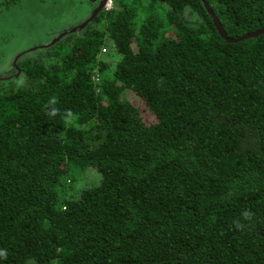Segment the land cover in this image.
I'll return each instance as SVG.
<instances>
[{
	"label": "trees",
	"instance_id": "1",
	"mask_svg": "<svg viewBox=\"0 0 264 264\" xmlns=\"http://www.w3.org/2000/svg\"><path fill=\"white\" fill-rule=\"evenodd\" d=\"M111 1L0 76V264H264V0Z\"/></svg>",
	"mask_w": 264,
	"mask_h": 264
},
{
	"label": "rangeland",
	"instance_id": "2",
	"mask_svg": "<svg viewBox=\"0 0 264 264\" xmlns=\"http://www.w3.org/2000/svg\"><path fill=\"white\" fill-rule=\"evenodd\" d=\"M102 2L103 0H20L19 7L11 11L1 6L0 76L12 72L13 62L18 54L37 46L49 45L58 34L83 25ZM105 5L102 9H105ZM6 37L9 41L3 39ZM114 59V56L110 57V60ZM75 179L71 189L79 191L92 184L89 181H96L98 175L93 169H88L84 180L77 174Z\"/></svg>",
	"mask_w": 264,
	"mask_h": 264
},
{
	"label": "water",
	"instance_id": "3",
	"mask_svg": "<svg viewBox=\"0 0 264 264\" xmlns=\"http://www.w3.org/2000/svg\"><path fill=\"white\" fill-rule=\"evenodd\" d=\"M106 1H107V0H103V2L101 3L100 7H99L98 9H96V11L94 12V14H93L91 17H89L88 20H87L83 25H80L79 27H77V28H75V29H72V30H70V31H75V30H78V29L84 28V27H85L90 21H92V19H93L94 16L97 14V12L100 11V10L104 7ZM202 1H203V0H202ZM204 5H205V8H206V10H207L208 15L210 16L211 20L213 21V23H214V25H215V27H216V30H217L218 34H219L222 38H224V39L230 40V41H232V42H239V41H241V40H245V39H249V38H254V37L259 36V35H261V34L264 33V28H262V29H260V30H258V31L253 32V33H248V34H246V35H244V36H242V37H240V38H238V39H229V38H227V36H226L224 30L222 29V27H221V25H220V23H219L217 17L215 16V14L209 9V7L207 6L206 3H205ZM70 31H69V32H70ZM37 48H39V46H38V47H35V48L31 49V50H34V49H37ZM27 52H28V51H25V52H23V53H21V54H18L17 58H19L20 56H22L23 54H25V53H27ZM17 58H16V60H17ZM16 60H14V63L16 62Z\"/></svg>",
	"mask_w": 264,
	"mask_h": 264
},
{
	"label": "built area",
	"instance_id": "4",
	"mask_svg": "<svg viewBox=\"0 0 264 264\" xmlns=\"http://www.w3.org/2000/svg\"><path fill=\"white\" fill-rule=\"evenodd\" d=\"M111 2H112V1L109 0L108 3H106V5H105V10H109V9H111V6H112V3H111Z\"/></svg>",
	"mask_w": 264,
	"mask_h": 264
}]
</instances>
